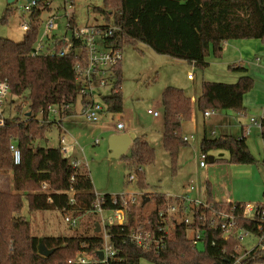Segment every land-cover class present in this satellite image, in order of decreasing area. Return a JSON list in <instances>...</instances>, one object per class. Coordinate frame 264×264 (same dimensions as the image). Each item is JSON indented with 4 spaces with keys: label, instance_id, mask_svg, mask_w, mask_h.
Here are the masks:
<instances>
[{
    "label": "trees",
    "instance_id": "trees-1",
    "mask_svg": "<svg viewBox=\"0 0 264 264\" xmlns=\"http://www.w3.org/2000/svg\"><path fill=\"white\" fill-rule=\"evenodd\" d=\"M41 0L43 10H36L30 16L32 30L25 34L22 43L0 39V83L8 81L11 96L27 100L28 113L20 117L6 118L0 127V173L13 174V193L0 191V264H68L80 252L93 253L100 247L99 237L76 235L73 237H38L33 224L22 216L25 204L30 213L60 212L75 217L86 215L95 200V188L88 171L75 169L61 149L43 148L36 142L44 141L53 127L62 125L64 119L76 115L75 106L80 97L81 86L76 81L75 65L83 61L75 51L60 57L68 44L59 42L57 55L33 57L32 53L39 39L43 13L49 8ZM73 5L79 0H70ZM103 7L95 11L107 24L118 25L123 33L116 42V48L124 50L126 45L138 44L149 47L158 55L185 61L202 72L209 67L208 59L223 57V46L232 41L256 40L264 42V0H103ZM10 10H7L1 24H7ZM76 16L72 15L73 25ZM75 48V47H74ZM76 48H78L76 46ZM243 77L235 84L203 82L197 99V111L245 113L244 98L255 86L248 70L241 66L229 67ZM116 92L103 99L107 113L122 114L123 70L122 65L114 70ZM87 100H83L86 103ZM164 107L163 147L169 154L171 168L175 174L179 156L189 144L184 141L183 124L192 121L194 109L192 98L181 89L168 87L162 95ZM61 111V122L42 123L40 112L49 106ZM22 111V107H19ZM261 137L264 143V118ZM12 146L20 152V164L16 165ZM228 152L224 162L231 165H255L257 160L251 153L246 137L221 136L201 141V152ZM130 173L137 178L139 188L145 190V168L155 162L154 148L145 138H136L130 157ZM133 175H129V178ZM73 195L74 204H71ZM110 198V195H106ZM155 210L150 219L158 225L159 213L167 203L164 195H154ZM237 207L241 205L236 204ZM217 210L229 211L232 206L216 204ZM139 214V215H138ZM212 213L202 209L196 215L198 226L205 230L202 249L192 246L188 239V227L177 225L172 236L166 240L161 251L144 250L122 238L114 240L119 256L125 264H231L236 249L241 243L235 238L225 239L220 229L210 224ZM240 226L256 235L264 233L257 222L243 219V211L235 213ZM144 220L143 209L137 213L135 206L128 209L129 227L137 217ZM204 216L205 220L200 218ZM116 234L121 228L112 229ZM257 263L264 264V250L257 254Z\"/></svg>",
    "mask_w": 264,
    "mask_h": 264
},
{
    "label": "rangeland",
    "instance_id": "rangeland-1",
    "mask_svg": "<svg viewBox=\"0 0 264 264\" xmlns=\"http://www.w3.org/2000/svg\"><path fill=\"white\" fill-rule=\"evenodd\" d=\"M52 1L51 8L45 11L41 17L40 33L44 32V23L51 17H56V28L52 33L59 36L71 38V32L67 31L64 3L59 0ZM28 4V0H0V39H8L15 43H22L26 32L23 30L24 24H31L30 13L24 12L23 8ZM103 0H79L71 8L72 15L76 16V22L79 26L103 25L106 22L95 11L96 8H102ZM7 10H10V16L7 24H1ZM124 61L122 64L123 84L122 92L124 98V111L122 114H103L99 123H90L83 114L81 98L75 106L77 112L74 118H68L65 121L63 130H66V140L69 144H74L68 153H63L64 157L72 164L78 160L82 164L80 170L88 171L94 184L96 195L116 196L124 193L136 194L139 200L143 197L150 199L144 206L143 214L147 215L155 210V201L153 196L164 195L166 198L181 197L189 195L192 199L199 198L202 201L209 200V193H212L216 199H223L224 185L231 183V200L243 204H256L263 201L264 193V143L261 137V131L257 128L252 129V134L246 136L249 149L257 163L255 165H231L221 160H228V152L212 151L207 155L208 168L200 167L201 163V141L204 138L203 122L197 132L188 130L190 137L193 135L189 147L184 148L179 156L178 169L174 174L171 168L169 154L163 147L164 134V107L162 104V95L168 87H175L185 92L187 96L196 97L202 91L204 72L195 68L185 61H177L170 57L161 56L153 52L149 47L138 44L137 47L126 45L124 47ZM260 59L257 62L256 59ZM255 64L253 75L254 89L245 97L248 107V119L236 117L233 112H216V114L207 122L208 138L215 139L223 135L242 138V129L238 122L243 121L249 124L250 118L261 119L264 109V55L257 54L253 58ZM193 73L195 81L189 82L188 76ZM251 75V74H250ZM219 82H225L219 79ZM22 107V111L19 107ZM26 106V107H24ZM27 100H20L17 97L9 95L2 108L3 117L21 119L26 118L28 113ZM158 112L160 116L155 118L149 115L148 111ZM194 112L198 113L197 105H194ZM230 114L233 119V128L223 132L215 131L214 125L218 118L223 114ZM124 122L127 127L135 130L140 138L146 141L154 148L156 153L155 162L145 168L146 189L139 188L137 178L130 182L129 163L124 157H130L131 152L121 159L110 158L109 140L116 135L117 125ZM72 125L68 127L69 125ZM70 128V129H69ZM213 132H216L212 135ZM62 130L53 127L44 141L36 142V146L43 148H60V137ZM98 142V143H97ZM220 164V165H219ZM1 175V173H0ZM2 176V175H1ZM134 176V175H133ZM2 178V177H1ZM192 188L195 191H192ZM0 191L13 193L9 185L5 182L0 184ZM180 195V196H178ZM141 197V199H140ZM264 203V202H262ZM140 210V209H139ZM22 216L33 224L34 234L38 237H73L86 235L90 237H99L95 233L93 225L100 217L91 214L86 217H80L76 229H71L65 222L64 215L60 212L30 213L27 204L22 211ZM74 218H78L75 217ZM258 242L251 241L250 246H255ZM141 264H151L142 261Z\"/></svg>",
    "mask_w": 264,
    "mask_h": 264
},
{
    "label": "built area",
    "instance_id": "built-area-1",
    "mask_svg": "<svg viewBox=\"0 0 264 264\" xmlns=\"http://www.w3.org/2000/svg\"><path fill=\"white\" fill-rule=\"evenodd\" d=\"M64 3L65 18L67 20L66 29L71 32V38L59 36L57 33H52L56 28V17H51L44 23V32L39 34V39L32 53L33 57H53L57 55L56 47L59 42L68 44V49L59 53L60 57L66 56L70 49L75 51L79 57L84 54L83 61H79L75 65L76 81L81 86L80 97L84 117L90 123H99L103 114L107 113V107L103 99L116 92L114 70L123 64L124 52L112 45L121 36L123 30L120 26L114 24L103 25H73L71 8L74 7L70 0H59ZM40 1L31 0L23 8L24 12L31 15L36 10H43L39 5ZM45 5L50 9L52 1L45 0ZM24 32L28 33L32 30L31 24H24ZM76 46L78 48H76ZM75 47V48H74ZM259 61V60H258ZM189 80H194L195 75L189 74ZM11 94V88L8 81L0 83V127L5 126V118L1 111L5 101ZM83 100H87L83 103ZM26 107V106H24ZM149 115L158 118L160 114L152 110L148 111ZM216 114L215 111H206L204 117L209 119ZM245 117V113L239 114ZM39 120L42 123L61 122V111L57 106H49L46 110L40 112ZM250 118L249 124L242 127L243 137L250 136L252 129L257 128L261 131L262 119ZM66 120V119H64ZM62 134L60 137V149L62 153H68L69 144L66 140V130L60 126ZM126 129L124 123L119 122L117 125L118 132L122 133ZM194 140L193 137H185L184 141L188 144ZM98 143V142H97ZM13 157L15 164H20L21 156L16 146H12ZM201 168H208L207 155H201ZM75 169H81L80 161L72 163ZM135 180V176L130 177V182ZM225 187V200L221 201H202L199 198L192 199L189 195L181 197L167 198V203L159 213L158 225H153L150 214L144 216V220L137 217L136 223L129 227L128 209L130 206L137 208V213L145 208L143 197L141 200L136 194L124 193L121 195L106 197V195H95V200L92 204V209L84 216L74 218L67 214L64 216L66 224L71 229H76L78 219L91 214H96L100 220L96 223L100 226V231L96 232V224L93 225L95 233H98L101 241L100 247L93 253L80 252L75 258L70 259L68 264H125V260L119 256L116 250L114 240L122 238L126 243L134 244L144 250L161 251L166 246V240L169 239L177 225L185 224L188 227V239L192 246L197 249H202L204 244L205 230L201 229L197 224L196 215L202 209L208 210L212 214L210 226L214 229H220L225 239L235 237L240 243L241 248L236 249L233 255L231 264H260L257 263V253L264 250V234L256 235L249 230L240 226L239 218L235 215L238 209L243 211V219L257 222L259 229L264 233V203L258 204H241L239 208L237 203L230 200L229 184ZM192 191H195L192 188ZM71 204H74L72 193ZM228 204L232 208L227 211L225 209L217 210L216 204ZM140 209V210H139ZM139 215V214H138ZM201 221L205 217L200 218ZM121 228L116 234L112 229ZM256 240L258 243L253 247L250 246L251 241ZM102 254V257L100 256Z\"/></svg>",
    "mask_w": 264,
    "mask_h": 264
},
{
    "label": "crops",
    "instance_id": "crops-1",
    "mask_svg": "<svg viewBox=\"0 0 264 264\" xmlns=\"http://www.w3.org/2000/svg\"><path fill=\"white\" fill-rule=\"evenodd\" d=\"M223 48H224L223 49V57L221 59H215L213 57L208 59L209 67L203 73L204 74V79L207 80L208 82L221 83L218 80L219 79H224L226 81L222 82V83H225V84H235V83H237L239 81V79L244 76V74L230 71L229 67H234V66H241V67L246 68L248 70V75L252 76L254 68H256L255 64L253 63V58L257 54L264 55V42L263 41H256V40L232 41V42L226 43L223 46ZM256 61L260 62V59L257 58ZM195 79L194 80H189L188 79V80H189V82H194ZM200 94L198 96H196V97L190 95V97L192 98V102H193V109H194V105H197V99L200 96ZM246 98L247 97L244 98V107L246 109L245 117H241L239 114H236V117H241L243 119H248V107H249V105L246 104ZM76 114H77V112H76ZM263 115H264V109H263ZM74 117H70V118H74ZM212 117H210L209 119H206L204 117V114H201L199 112L198 113L194 112L192 121L183 124V135H184V138L189 136V133H187V131L190 130V129H192V131L197 132L199 130V126H200V124L202 122H203V126H204V136L208 137V134H207V130H208L207 122ZM231 119H233V118H232V116H230V114L223 113L218 118L217 123L214 125L215 131L221 129V131L227 132L226 130H228V128L232 129L233 128V126H232L233 123H232ZM66 120H68V119H66ZM66 120H64L63 123H62V127L63 128L65 126L64 123H65ZM122 123H124V122H122ZM238 125H239L240 130H241L243 126L248 125V124H245V123H243V121H241V122H238ZM70 126H72V125L70 124L68 127H70ZM214 133L216 135V132H213L212 135ZM117 134H135L136 138H140L137 135V133L135 132L134 129H132L130 127H127V126H126V129H125L124 132H122V133L117 132ZM223 136H229V135H223ZM191 137H193V135L190 136L189 138H191ZM162 139H163V137H162ZM246 140H247V138H246ZM190 144H189V146H190ZM69 146H70V148H72L74 146V144H70L69 143ZM132 148H133V144L130 147V149H129L127 154H129L132 151ZM218 152H220V151H218ZM76 161H78V160H76ZM1 175H0V184H4L6 182L9 185L10 189H13L14 188L13 187V174L12 173H1ZM228 184H229V188H230L229 191H230V194H231L233 185L231 183H228ZM226 185H224V186H226ZM224 192L226 193L225 187H224ZM225 193L222 194L223 195L222 196L223 199H221V200L216 199V197L212 193H209L210 194L209 195L210 198L207 201H221L222 202L223 200H225V197H224ZM178 196H180V195H178ZM181 196H184V195H181ZM230 197H231V195H230ZM230 200H231V198H230ZM262 202H264V193H263V201H261V203ZM234 203H239V202H234ZM240 204H243V203H240ZM256 204H258V203H256Z\"/></svg>",
    "mask_w": 264,
    "mask_h": 264
},
{
    "label": "water",
    "instance_id": "water-1",
    "mask_svg": "<svg viewBox=\"0 0 264 264\" xmlns=\"http://www.w3.org/2000/svg\"><path fill=\"white\" fill-rule=\"evenodd\" d=\"M14 0H10V2H13ZM31 1V0H28ZM40 1V0H35ZM136 140L135 134H116L113 135L109 140V154L110 158L114 159H121L122 157L126 156L130 147ZM150 201V199H146L144 201V204H147ZM96 232L100 231L99 224H96ZM102 257V254H100Z\"/></svg>",
    "mask_w": 264,
    "mask_h": 264
}]
</instances>
